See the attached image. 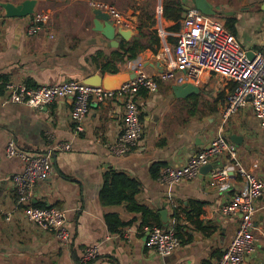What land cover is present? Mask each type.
I'll return each instance as SVG.
<instances>
[{"label": "crops", "instance_id": "obj_1", "mask_svg": "<svg viewBox=\"0 0 264 264\" xmlns=\"http://www.w3.org/2000/svg\"><path fill=\"white\" fill-rule=\"evenodd\" d=\"M23 1L0 0V4ZM34 1V13L50 14L49 23L34 35L27 33L34 13L9 18L0 7V264H80L81 252L89 246L99 250L89 264L218 261L241 221L240 214L226 215L221 207L245 191L244 177L231 170L226 186L221 187L212 181V170L175 185L160 182L158 176L164 166H184L222 132L235 160L224 152L210 165L215 168L236 161L247 172L264 178V134L250 103L223 117L232 82L204 72L197 85L158 81L155 90H140L142 137L132 151L121 156L109 148L124 128L122 99L92 103L79 133L71 121L72 97L58 99L43 109L6 103L8 83L34 88L104 75V56L134 40L148 48L135 60L118 63L117 74L135 76L132 66L136 63H142L149 76L174 67L181 20L195 8L194 0ZM206 1L215 12L208 16L224 22L242 49L251 56L264 51V0ZM96 10L107 14L113 27L130 30L129 40L117 37L118 46L112 47L95 30ZM109 10L121 14L120 25L113 22ZM141 33H156L159 46L151 45L149 37H140ZM187 84L197 92L176 95L174 88ZM11 142L17 150L32 155L53 150L52 173L35 185L31 204L65 212L71 235L68 246L61 245L54 232L29 222L17 204L9 178L22 171L23 162L7 156ZM63 143H68L70 150L56 149ZM109 172L125 174L134 184L130 186L125 178L114 179L119 203L105 205L100 193ZM252 221L256 251L247 262L264 264V195L256 202ZM154 224L172 230L179 238L180 246L171 255L160 256L147 247V229Z\"/></svg>", "mask_w": 264, "mask_h": 264}, {"label": "built area", "instance_id": "obj_2", "mask_svg": "<svg viewBox=\"0 0 264 264\" xmlns=\"http://www.w3.org/2000/svg\"><path fill=\"white\" fill-rule=\"evenodd\" d=\"M109 13L113 17V22L120 25L121 14L115 10H109ZM32 17V24L27 30L29 35L36 34L50 21V14L44 11L35 12ZM174 56L176 61L174 67L155 76L147 75L142 63H136L132 66L134 78L122 84L117 90H108L77 80L35 88L8 83L5 84L8 92L6 103L43 109L58 99L72 97L71 121L79 133L83 131L82 122L89 114L92 103L101 104L122 99L124 128L117 141L109 148L113 154L121 156L132 151L142 137L143 127L137 101L140 90H155L158 81H173L177 84L190 82L197 85L202 74L208 72L234 84L226 97L223 117H229L249 102L264 134V51L255 52L249 57L225 27L224 22L194 8L181 20ZM56 149L68 151L70 145L63 143ZM224 152H228L234 159L235 152L223 133L218 132L209 147L191 156L184 166L161 168L158 180L166 185H175L194 179L202 167L210 164ZM6 154L23 162L22 171L12 175L9 180L25 218L44 231L54 232L59 243L68 246L71 235L66 227L65 212L58 208H39L31 204V191L35 185L47 179L52 173L53 150H47L41 155H32L17 150L11 142L7 145ZM231 170H237L238 174L244 177L246 189L222 206L221 212L226 215L240 214L241 221L230 245L213 264H248L247 257L256 251L252 219L256 212V202L264 195V178L247 172L233 161L215 167L210 175L212 181L225 187ZM146 245L160 256H169L180 246V240L172 230L152 225L147 229ZM98 255L97 246L85 247L79 263L89 264Z\"/></svg>", "mask_w": 264, "mask_h": 264}, {"label": "water", "instance_id": "obj_3", "mask_svg": "<svg viewBox=\"0 0 264 264\" xmlns=\"http://www.w3.org/2000/svg\"><path fill=\"white\" fill-rule=\"evenodd\" d=\"M34 0H25L21 4H11V3H1L0 7L5 11L6 17H27L34 13ZM194 5L197 10L205 15H214L215 12L212 10L210 4L206 0H194ZM96 15L95 30L102 33V35L111 42L112 47L118 46L117 37L123 38L125 41L129 40L132 36L130 30H125L123 26L113 27L112 22L109 21L108 15L96 10L94 12ZM103 20L104 23L99 24L98 20ZM249 57L251 55L248 54ZM134 78L125 74H104V75H93L92 77L85 80V84L101 86L108 90H117L122 84ZM176 95L186 96L191 92H197V88L192 85H180L174 88ZM233 139H237L233 137ZM214 167L208 164L201 168L200 172L204 170L211 171Z\"/></svg>", "mask_w": 264, "mask_h": 264}, {"label": "trees", "instance_id": "obj_4", "mask_svg": "<svg viewBox=\"0 0 264 264\" xmlns=\"http://www.w3.org/2000/svg\"><path fill=\"white\" fill-rule=\"evenodd\" d=\"M227 28V26H226ZM140 37H149L148 42L153 45L159 46V38L155 34H150L149 36H146L144 34H140ZM147 45L143 44L140 40H134L132 43L129 44H120L117 48H115L108 56H104V63L102 64V72L105 73H111L115 74L118 72L117 70V64L123 63L125 61H131L135 60L138 55L144 51L146 48H148ZM96 60L98 58H95ZM35 88V87H34ZM120 178H125V180L128 182L130 186L134 184V181L128 178L125 174L121 173H115V172H109L106 174L105 177V183L103 186V189L100 193L101 201L106 204H117L119 203V199H116L114 196V179L118 180ZM129 200H133V198H129ZM155 225V224H154ZM157 226H160V224H157Z\"/></svg>", "mask_w": 264, "mask_h": 264}, {"label": "rangeland", "instance_id": "obj_5", "mask_svg": "<svg viewBox=\"0 0 264 264\" xmlns=\"http://www.w3.org/2000/svg\"><path fill=\"white\" fill-rule=\"evenodd\" d=\"M78 81V80H77Z\"/></svg>", "mask_w": 264, "mask_h": 264}]
</instances>
